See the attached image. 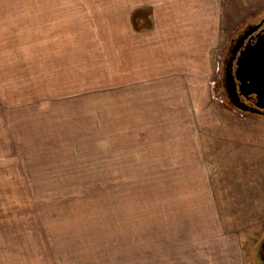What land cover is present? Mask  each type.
<instances>
[{"label": "rangeland", "instance_id": "374dc122", "mask_svg": "<svg viewBox=\"0 0 264 264\" xmlns=\"http://www.w3.org/2000/svg\"><path fill=\"white\" fill-rule=\"evenodd\" d=\"M33 1L0 0V8ZM224 1L208 88L165 97L120 86L124 71L115 62L130 54L129 30L65 35L44 22L34 26L33 13L9 22L0 13V264H262L264 218L205 205L194 181L179 182L186 157L150 152L157 140L138 141L162 115L146 109L159 100L209 103L182 109L193 123L227 109L264 116L236 107L225 81L236 40L264 22V0ZM206 153L216 162L212 171L217 163L227 171L225 155ZM212 213L218 220L209 222Z\"/></svg>", "mask_w": 264, "mask_h": 264}, {"label": "crops", "instance_id": "0c3cea01", "mask_svg": "<svg viewBox=\"0 0 264 264\" xmlns=\"http://www.w3.org/2000/svg\"><path fill=\"white\" fill-rule=\"evenodd\" d=\"M20 2L0 8V13L6 12L8 22L19 21L15 13H33L34 26L44 22V28L50 30H129L130 54L118 57L115 67L124 71L120 86L129 85L132 93L138 87L143 93L165 97L208 88L221 44L224 0H34L29 7ZM50 38H47L49 43H58ZM70 41L68 36L65 43ZM174 100L154 101L147 106L146 109H161L162 115L155 118L152 129L142 132L146 137L138 141L157 140L152 148L148 144L150 152L151 149L179 152L186 157L187 174L179 182L185 178L190 186L194 181V196L206 198L205 205L226 203L232 206L227 207L228 215L238 209L243 213L253 210L261 221L264 218V116L243 117L234 109H227L222 117L198 114L193 123L192 117L184 115L182 109L208 108L209 103L192 100L191 106H185L186 101ZM131 136L129 149L134 152L133 129ZM206 152L225 155L227 171H222L220 163L212 171L210 166L216 162ZM222 188H226L221 194L226 202L219 199ZM216 220L217 214L212 213L209 222Z\"/></svg>", "mask_w": 264, "mask_h": 264}, {"label": "water", "instance_id": "95a60500", "mask_svg": "<svg viewBox=\"0 0 264 264\" xmlns=\"http://www.w3.org/2000/svg\"><path fill=\"white\" fill-rule=\"evenodd\" d=\"M261 25L249 26L226 60L231 102L244 111L258 114H264V26ZM258 256L264 258V239Z\"/></svg>", "mask_w": 264, "mask_h": 264}, {"label": "flooded vegetation", "instance_id": "af4514ba", "mask_svg": "<svg viewBox=\"0 0 264 264\" xmlns=\"http://www.w3.org/2000/svg\"><path fill=\"white\" fill-rule=\"evenodd\" d=\"M262 27L264 26V22L262 23L261 25ZM237 41V40H236ZM225 81H226V84L228 85V89L230 88V85H231V82H230V79L226 73V78H225Z\"/></svg>", "mask_w": 264, "mask_h": 264}]
</instances>
